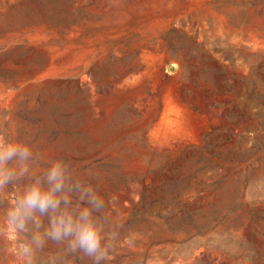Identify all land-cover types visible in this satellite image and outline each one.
<instances>
[{
	"label": "rangeland",
	"instance_id": "1",
	"mask_svg": "<svg viewBox=\"0 0 264 264\" xmlns=\"http://www.w3.org/2000/svg\"><path fill=\"white\" fill-rule=\"evenodd\" d=\"M0 136L33 153L0 264L47 228L8 212L55 160L104 197L105 264H264V0H0Z\"/></svg>",
	"mask_w": 264,
	"mask_h": 264
},
{
	"label": "clouds",
	"instance_id": "2",
	"mask_svg": "<svg viewBox=\"0 0 264 264\" xmlns=\"http://www.w3.org/2000/svg\"><path fill=\"white\" fill-rule=\"evenodd\" d=\"M32 155L28 144L0 136V190L29 174L28 161ZM67 167L62 160L53 161L42 177L35 178L25 188L8 212L9 219L19 230H23L28 221L40 217L48 219L43 233L36 231L31 244L22 249L26 264H33L34 251L43 249L49 241L65 245L71 253L82 254L91 264H105L110 258L113 247L110 241H115L116 232L105 231L104 197L91 185L70 183Z\"/></svg>",
	"mask_w": 264,
	"mask_h": 264
}]
</instances>
